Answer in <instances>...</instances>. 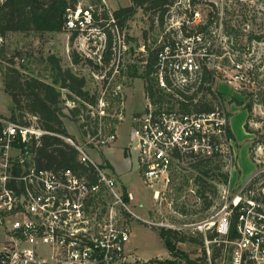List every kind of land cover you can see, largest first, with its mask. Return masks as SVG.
<instances>
[{
	"label": "built area",
	"instance_id": "obj_1",
	"mask_svg": "<svg viewBox=\"0 0 264 264\" xmlns=\"http://www.w3.org/2000/svg\"><path fill=\"white\" fill-rule=\"evenodd\" d=\"M251 4L254 0H175L168 8L150 74L153 90H145L144 108L132 116V141L150 188L168 184L181 162L217 157L233 162L230 111L220 83L238 90V77H227L228 53L219 48L215 32L201 29L215 18L223 20L219 6L240 12ZM205 8L216 9L217 17ZM91 10L80 3L69 10L66 31L78 33L79 51L88 56L93 48L101 52L102 63L108 37L95 25ZM111 22L112 31H118ZM111 50L121 58L128 49L123 42ZM240 68L233 62L234 70ZM112 96L124 104L122 85ZM99 103L105 106L103 98ZM24 121L0 114V264H128L131 229L119 216L133 214L129 203L134 197L126 191V201L108 165L92 158L116 142V131L107 133L100 122L98 132L84 136L86 143L59 135L91 168L92 178L73 170L39 169L31 147L49 133L37 126L36 117L29 118L31 124ZM254 160L255 171L235 189L226 186L215 215L195 226L203 234V246L192 259L197 264H264V161ZM162 190L154 191L155 200Z\"/></svg>",
	"mask_w": 264,
	"mask_h": 264
},
{
	"label": "rangeland",
	"instance_id": "obj_2",
	"mask_svg": "<svg viewBox=\"0 0 264 264\" xmlns=\"http://www.w3.org/2000/svg\"><path fill=\"white\" fill-rule=\"evenodd\" d=\"M3 1L0 0V2ZM79 2L83 8L91 7L96 12L102 11V8L109 13L130 5V0H106V5L103 4V0H79ZM251 5L252 7L241 8V13L229 12L227 6H219L218 9L220 13L222 11L224 18L220 21H216L215 18V22L209 29L210 32H215L216 42L219 40L221 51L228 53L225 60L228 67L226 75L228 78L238 77L235 79V86L239 89L236 90L233 85L220 83L230 111L232 148L236 155H234L235 158L233 157V162L228 157L223 158L224 171L230 177L229 184H220L219 178L216 180L207 178L209 184L217 187L218 196L209 193V196L214 199V204L205 211L203 210L204 200L197 194L199 188L196 179L200 173L194 169L195 163L181 162L174 166L168 184H157L154 188H150L146 185L140 170L137 144L132 141V116L141 111L145 104L146 81L143 75L146 70L145 61L148 59L149 50H156L163 36L164 29L157 17L144 14L140 10L123 29L118 28V31L113 32L112 27H108L111 41L107 32L105 33L108 43L111 42V48L109 62L105 63L102 60L103 64L99 62L101 52L96 48H93V54L88 56L79 51L75 42L71 45L70 32L15 33L10 34L0 43L3 56L10 61L8 63L7 60L0 59L1 115L8 118L18 116L12 99L5 90L6 67L19 69L25 79L39 78L51 83V73L47 64V58L50 55L61 58L64 69L71 68L77 75L85 77L86 89L91 94H96L99 99L103 98L105 106L99 103L97 108L88 107V110L92 111L94 117L99 116V121L102 117L100 122L104 128L116 127L117 140L110 147L101 149L99 153H93L92 158L102 164L108 163L106 161L108 157L118 171L125 173L121 182L114 170H111L120 190L125 189V186L134 197V200L129 203L133 214L119 216L131 229L130 242L126 250L128 264H140L145 260L172 259L171 253L164 247L159 236L160 228L175 229L188 236L200 238L201 234L195 230V226L215 215L219 209L218 204L224 188L227 186L229 189H235L241 181L248 178L255 171L254 159L264 161V0H254V4ZM205 9L213 10L217 17L216 9ZM123 42L128 50L119 58L111 49L115 45H122ZM73 51L80 59L78 64L73 63L71 57ZM233 62L239 63L241 68L234 70ZM112 76L114 79L109 85L108 81ZM117 85H122L125 98L123 105L112 96ZM63 93L67 94L66 91ZM63 107L66 114L64 122L71 137L86 143L78 116L74 117L71 113L74 107L73 102L66 101ZM76 107L81 109L80 112L87 110H84L81 104H77ZM102 111L104 114H101ZM121 113L123 119L119 118ZM115 119L119 120L118 125L111 124ZM26 120L28 121L29 118ZM259 147L261 150H258ZM160 189L163 190L159 199L155 200L154 191ZM178 247L195 260L202 246L189 241L178 244Z\"/></svg>",
	"mask_w": 264,
	"mask_h": 264
},
{
	"label": "trees",
	"instance_id": "obj_3",
	"mask_svg": "<svg viewBox=\"0 0 264 264\" xmlns=\"http://www.w3.org/2000/svg\"><path fill=\"white\" fill-rule=\"evenodd\" d=\"M174 2L175 0H130V5L115 10L112 13V18L109 12L102 8V11L91 10V13L95 20V25L107 32L109 41H111V35H109L110 33H108L107 29L114 26L111 19L115 21L118 28L123 29L141 10L144 14L157 17L163 27L165 14ZM79 3V0H4L0 2V38L1 40H6L10 34L15 33L59 34L67 32L68 12L69 10L74 11ZM212 24L213 21H210L201 30L206 31ZM77 36V32L71 35V45ZM110 48L111 42L108 43L107 51L102 58L105 63L109 62ZM71 57L74 64L80 62L78 55L74 51L71 53ZM0 59L10 62L3 56L2 48H0ZM155 61L156 50H149L148 59L145 61L146 70L143 74L146 81V91L153 90L154 85L150 74L154 70ZM88 62L92 64L90 60ZM47 64L51 73V83L39 78L25 79L19 69L6 67L4 71L5 90L12 99L15 112L18 113V116L14 115L12 119L24 121V118L36 117L37 126L49 133L43 135L39 143H35L31 147V152L34 154V159L39 169L53 171L73 170L93 178L91 168L80 163L77 151L60 138L59 135L71 137L65 126L64 118L66 114L63 107V104L69 100L73 102L74 106L71 113L74 117L78 116L83 134L86 136L89 133L98 132L99 116L96 115L94 117L88 107L97 108L100 99L96 94H91L86 89L87 81L85 77L77 75L71 68H63L61 58L50 55L47 58ZM64 91L67 94L63 93ZM116 99L121 103L120 97ZM77 104H81L84 110L87 109L86 112H80L81 109L76 107ZM24 123L31 124L29 120L24 121ZM111 124L118 125L119 120L115 119ZM104 130L107 133L115 132L116 127L104 128ZM230 137L233 138L231 131ZM107 165L111 168L109 163ZM193 167L200 173L196 179L199 188L197 194L204 200L203 210L205 211L214 204V199L209 196V193L218 196L217 187L209 184L207 178L214 180L219 178L220 184L227 185L230 182V177L224 171L225 163H223V158L221 157L198 161L193 164ZM125 196L126 201H128L126 191ZM236 222V217H234L231 224L232 233L235 231ZM159 236L164 243V247L172 255V259L161 261L160 264H197L196 261L190 258L189 254L179 249L178 244L191 241L203 246L202 235H200V238H196L175 229L160 228ZM210 237L213 238L214 235L210 234Z\"/></svg>",
	"mask_w": 264,
	"mask_h": 264
},
{
	"label": "crops",
	"instance_id": "obj_4",
	"mask_svg": "<svg viewBox=\"0 0 264 264\" xmlns=\"http://www.w3.org/2000/svg\"><path fill=\"white\" fill-rule=\"evenodd\" d=\"M143 110V109H142ZM141 110V111H142ZM141 111H139V112H141ZM65 126H66V128H67V125H66V123H65ZM67 130H68V128H67ZM68 132H69V130H68ZM70 133V132H69ZM71 134V133H70ZM111 149V148H110ZM106 161L110 164V166H111V170H114V173H115V175H116V177L118 178V179H120L121 180V182H122V179H123V177H124V175H125V173L123 172V171H118V169H117V167H116V165L114 164V163H112L109 159H108V157H106ZM107 163V164H108ZM124 190L125 191H127V188L124 186ZM128 192V191H127ZM129 193V192H128ZM131 194V193H130ZM133 196V195H132ZM142 205V204H141Z\"/></svg>",
	"mask_w": 264,
	"mask_h": 264
}]
</instances>
